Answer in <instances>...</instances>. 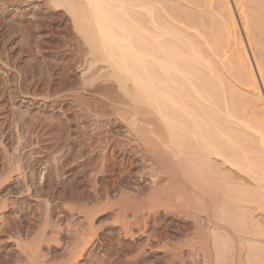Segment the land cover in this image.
I'll use <instances>...</instances> for the list:
<instances>
[{"label": "rangeland", "instance_id": "rangeland-1", "mask_svg": "<svg viewBox=\"0 0 264 264\" xmlns=\"http://www.w3.org/2000/svg\"><path fill=\"white\" fill-rule=\"evenodd\" d=\"M155 1L150 2L155 6L154 3L158 1L161 5L157 3L154 7L150 4L154 8H151L152 10L156 8L154 12L158 13L155 14L165 15L163 10L168 9L167 12L173 13L177 21L182 18L180 21L185 22L184 26H192L193 30L188 29L191 35L197 30L200 38L195 36V40L189 37L196 42L199 39L204 40L201 36L208 31L206 28H210V22L218 28L215 22L220 21L219 28H224L220 25L224 24L222 19L227 23L231 17L228 10L231 13L232 8L230 6V9H227L230 4L226 2V6L224 0ZM230 2L233 3L232 0ZM235 2H239L238 6L242 9L241 18L244 21L253 1ZM52 3L54 4L46 1L45 4V0H0V264H264V235L259 233L260 229L264 228V188L259 191L255 181L246 177L248 175L237 172L235 167L216 158L214 162L218 161L216 165L220 175L222 174V177L219 176L222 182L223 177L232 174L235 178L229 177L234 180V185L235 182H238L236 186L242 183L240 188L247 187L251 192L256 189L258 191L255 192L259 196L249 191L252 197L249 194L248 197L251 199L245 195V201H241L238 199V195L243 194L240 190L238 194L233 191L230 198L234 200H229V196H226L230 194L228 190H225L227 194L224 193L227 184H224L225 181L221 184L217 178L216 184L219 183V187L215 186L217 190L213 188L216 194L213 191L212 198H215L213 203L218 201V205L214 203L217 208L214 207L211 220L208 219L207 201L199 200L190 190L185 189L184 192L183 188L177 189L178 187H172L170 184H166L165 188L164 183V189L159 191L145 190L151 175L142 177V174L145 170L148 172L151 167L148 169L149 166L142 162V168L145 169L141 168V159L138 158L140 156L131 150L137 149L135 143H138V140L133 139L136 137L134 134H130V137L133 135L132 138L127 136V130L134 129L138 122L134 120L135 116L130 114V109L129 112L125 111V104L131 103L128 101L131 100L128 93L131 82H128V85L121 84L116 79L117 74L113 73L116 71L111 69H115V66L110 67L112 61H105L108 59L104 58L105 54L99 55L83 34L79 33L73 16L65 5L64 8L63 5H57V8L56 4ZM178 5L183 7L179 8ZM207 7L209 11L206 10ZM176 8H179V14L186 10L190 14L186 11V15L183 13L180 17ZM219 8H222V14ZM133 9L137 14L146 12L144 8L139 11L141 8L136 6H133ZM234 12L236 15V10ZM144 14L139 16H143L142 19L147 22L148 15ZM187 15H194L195 19L199 15L201 20L198 17L197 20L200 21V27H197L193 16L192 21H187V18H191ZM214 18L217 19L215 22ZM202 23H205V28L202 27L204 30L201 29ZM145 25L150 27L148 23ZM219 28L218 31L221 30ZM262 29L261 32H264V27ZM209 31L205 34L206 37ZM224 31L221 32L222 38L226 34V30ZM247 31L251 37V31ZM258 35L255 42L251 41V51L257 62H260L258 58L264 62V54L261 55L264 33ZM213 36L211 35V40ZM224 37L221 38V43L225 48L230 42L227 35ZM213 41L214 44H211L214 46L205 42L212 46L211 52L210 46L206 47L200 40L198 44L204 55L208 48L210 56L215 54L214 57H219L214 51L217 40ZM202 44L204 46H201ZM239 46L235 45L236 51L239 49L237 53H246V50ZM246 47L250 56V50ZM248 53L246 56L249 59ZM207 54L206 56L210 57ZM250 58L252 61V57ZM263 62L261 64H264ZM112 63L111 65H114ZM109 73L113 75H108ZM228 74L230 73L227 72L226 77L231 75ZM231 79L229 82L226 80L227 85H234L237 81L235 85L241 89L242 83L233 76ZM122 88L130 97L128 100L126 93L122 95ZM119 97L122 99L119 100ZM123 112L129 113V116ZM119 119L129 121L130 127H133L132 122L136 126L129 129L127 122L125 121V124ZM235 126L239 127L240 124L238 126L236 123ZM250 132L255 135L253 131ZM146 134L149 140L152 138L154 141L153 149L160 152L161 147L167 148V145L161 142H158L162 145L158 148L157 142L155 143L158 139L154 138L156 135ZM120 139L123 140L120 142ZM117 142L122 146L116 145L119 144ZM256 143L253 141V147ZM259 145L256 149H263ZM150 146L148 145L152 149ZM166 150H161L159 155L162 157V164H159L170 172L172 166L169 165L176 156L174 157V152L171 155L169 148ZM106 154V160L111 161H106L105 165ZM166 154L172 157L169 159L172 160L171 163L167 160L169 164L163 161L164 158H169L165 157ZM153 169L151 174L164 172ZM220 184L226 187L221 189ZM181 190L187 194L185 202H181L185 198ZM234 195H237L238 201ZM220 199L225 203H220ZM225 204L228 207L222 206ZM226 210L230 214H227L229 212ZM237 221L240 224H237ZM256 227L260 229L257 230Z\"/></svg>", "mask_w": 264, "mask_h": 264}, {"label": "bare ground", "instance_id": "bare-ground-1", "mask_svg": "<svg viewBox=\"0 0 264 264\" xmlns=\"http://www.w3.org/2000/svg\"><path fill=\"white\" fill-rule=\"evenodd\" d=\"M46 1L54 2L57 8L60 5L61 6L63 5V8H64V5H65V7L68 9V12L72 14L73 16L72 18L75 21L74 24H76L75 26L80 31L79 33L83 34L81 35L84 36L85 39L91 43L89 44L92 46L93 49L97 51V53H99V55L100 53L103 55L105 54L104 58H108L105 61L108 60L109 62L110 60L113 62V63L110 62V67L115 66V69L111 68L113 69V71H116V72H113L114 74L115 73L117 74V78L116 77L115 78L119 80L121 84H127L128 82H131L130 83L131 85H129V88H128V90L129 89L130 90L128 91L126 89L129 93V96L131 97V100L129 99L130 97L127 96V93L124 92L123 88L125 86L124 87L122 86L123 87L122 95L124 96L126 93V97H128L127 100L129 99L128 101L129 102L131 101L129 105H128V102L127 104H125L127 105L126 106L127 110L125 111L129 112V109H130V114L132 116H135L134 120L135 121L137 120L138 122H137V126L136 124H133V122L131 123L133 127L134 125L136 126L134 127V129L129 130V131L127 129L126 130L128 132V135H127L128 137H130V134H134L136 137H134L133 139L135 141L138 140V143L137 142L135 143V141L134 142L131 141L132 139L130 141L136 144L137 149L133 148L131 150H132V153H136L140 156L138 158L141 159L140 160L141 168H142V162H143L147 166H149L148 169L151 167L152 170H154L153 168H156V170L160 169L159 171L161 170L163 171L165 167L161 165L162 157L159 155L161 153V150L163 151L169 148L171 155H173L172 154L173 152L175 153L174 155V157L176 156L175 159L169 156V154H166L165 156L166 158H168L167 156H169L168 159H165V158H164L165 160L163 159V161L166 162L167 160L172 158L173 161L172 160L171 161L173 165L172 164L169 165V166H172L171 168L172 170L170 172H168L169 169L164 170V172L161 171L162 173L160 174L158 173L151 174V169H149L148 172H146V170L145 172H143L142 177L146 176L147 174L151 175V178L150 177L148 178V180L150 181H147L148 185H147V188L145 187L146 188L145 190L149 189V190H152V192L153 190L159 191L160 189H164L162 188L163 183L165 184V188H166V184L168 185L170 184L172 187L173 186L178 187L177 189H179V187L181 189L183 188L184 192H185V189L190 190L191 192L196 194L199 200L200 199L201 201L204 200L203 202L207 201L206 208L208 210L207 213L209 214L208 219L211 220L212 213L213 211H215V208H217L215 207L216 204L214 206V203L218 202V201L217 202L214 201L213 203V199H215V198H212L213 191H214L213 188H215V186L219 184L218 182L221 181L222 179L221 178L222 174L220 175V171L218 169V166L216 165L218 161L216 163L214 162L216 158H220L224 164L228 163L233 168L235 167L237 169V172L240 171L241 173L248 175L246 177H250L252 180L255 181L257 185V187L256 186L255 187L256 189L259 187V191L260 189L264 188V106H262L264 102L262 101L264 99L262 98L264 96V64H261L263 61L259 60V58H258V61L260 62H257L255 55H253L251 51V46H252L251 41L255 42L257 39V35L259 33L261 34L264 33L263 31L261 32V30H263L262 28L264 27V0H249V1H253V5L249 6L250 8L249 12L246 11V14L247 12L248 14L246 15V18H244V21L241 18L242 14L240 13L242 12V9L240 10L238 6L239 2L237 3L235 2V0H232L233 3L231 4L230 0L229 1L224 0L225 3L229 2L230 4L228 6V3H226V6H228V8L226 6L225 7L227 9H230L229 7L231 6L232 8L231 13H230V10H228V13L231 14L229 22L225 23L224 21L225 19L223 18L224 20L222 19V22H224V24L220 23V25L222 24L224 28H219L220 21L215 22V20L217 19L214 18L213 20L216 23L215 25H217L218 28L221 29L222 31L221 30L218 31L217 30L218 28H216L215 26H213V24H211L212 22H210L209 24L207 23V24L209 25L210 28L214 29V30L211 29L214 33H212L210 28L208 29L206 28V30L208 31L210 30L209 35L211 33L212 36L214 34L213 36L214 38L216 36L215 39L217 40V44H215L214 51H216V55H218L219 57H214L215 56L214 53H213L214 54L213 57L210 56L209 54V52H211L212 46H214L212 45L214 44L212 42H215L213 41L215 39L212 38L211 40V35H210V39L208 40L209 35L208 37H206L205 35L206 33L208 34V31L205 32V34H203L204 37L202 34H200V36L202 35L201 37L204 38V40L205 38H207V40H205L206 43H209V41L211 40L209 44L212 43L211 44L212 46H210L209 44L207 45L205 42H203L204 40L199 39L200 37L197 35L198 33L196 32L197 30L195 31V33L192 32V35H194L192 37L191 31H188V29H190L192 26L191 27L184 26L185 25L183 24L184 21L182 22L180 21L182 18L177 21V17L175 18L172 15L173 13L170 14L169 12H167L168 9L167 11L164 9L165 10L164 11L162 8L164 14L166 13L165 15L161 16V14H159L160 15L159 16L155 14L158 12H154L156 8L155 10H152L154 9L152 8L154 5L151 4L150 2L151 0H45V4H46ZM157 3L158 5H160L158 1ZM157 3H154L155 6L157 5ZM150 4L153 6L151 7ZM161 4H164V3H161ZM48 6L49 5H47V7ZM133 6L141 8L140 10L138 9L139 11H141L142 8L146 9V12L142 11V13L143 14L146 13V15H148V17H146V20L148 19L149 20L145 22V20L142 19L143 16L142 18H140L139 15H141L142 13L138 12L141 14H137V12L134 11ZM182 7L179 6V8H182ZM233 7H234V10H236V15L233 10ZM179 8H176L178 9L177 14L179 16L180 15L182 16L183 13L184 14L186 13L187 10L179 14L180 12ZM242 8H245V7H242ZM158 10L160 9L158 8ZM206 10L209 11L208 7ZM219 10H220L219 12L222 14L221 12L222 8H219ZM171 11H172V8H171ZM188 12L189 11H187V14H190ZM190 16L191 18H187V21H192V16L194 17V15H189V16L187 15V17H190ZM197 17L199 19L201 17V14H200V17L199 15ZM197 17L196 19L195 17L193 19H195L198 22V23L195 22L198 25L200 21L197 20ZM205 19H208V18H205ZM199 20H201V18ZM143 22H145L146 24L147 23L150 24V27L146 26L145 23L143 24ZM204 24L202 23L201 29L202 27L205 26ZM210 24L213 27H211ZM208 25L206 26L208 27ZM197 27H200V26L198 25ZM214 27L216 28V31ZM223 29L226 30L225 35L228 36V40L230 42V44L227 43L229 45L226 46L225 42L227 41L226 40L224 41L225 43L224 45L226 46L225 48L222 46V43H221L223 42L221 40L222 38L221 32L224 31ZM247 29L251 31V34H252L251 37L249 36ZM191 30L193 29L191 28ZM224 33L225 31L222 34ZM195 36H198L199 37L198 39L200 40V42H203V44L207 45V46L205 45L206 47L210 46L209 52L207 50L208 48H206L205 55H204V51L200 48L198 44L199 40L197 42L195 41L197 40V37ZM224 36L223 38H225ZM189 37H191L192 39L195 38V40H192ZM218 42H220V44H218ZM203 44L201 46H204ZM236 44H239L241 46V49L242 48L245 49L246 53H248V50L246 47L248 46V49L250 50V56L248 53L249 59L246 56L247 55L246 53L244 52L243 54L237 53L239 49L236 51V47H235ZM258 47H259L258 49L260 50L261 48L260 44L258 45ZM206 51L208 54L206 53ZM261 51L263 52V53L261 52V55L263 56L264 48H262ZM206 54L209 55L210 57H207ZM96 55L98 56V54ZM250 57H252V61ZM99 58L100 57H98V59ZM260 59H261V56H260ZM111 63L114 65H111ZM227 72L231 74V75L228 74L230 75L229 76L230 79H231V76H233L236 80H239L242 83L241 84L239 82L244 88L241 87V89H239V87L236 86L237 81H235L236 85L235 84L233 85V83L230 81L232 85H230L229 83L230 86H228L227 82H229L230 79H227L229 78L228 76L226 77ZM111 74L109 73L108 75H111ZM226 80L228 81L226 82ZM119 81H118V85H119ZM120 97H119V100L122 99ZM122 108L123 107H121V109ZM124 114H128L129 116V113H124ZM124 120L126 121V119ZM125 121H122V122L125 123ZM130 121H133V120H130ZM128 122L127 124L126 123L125 124L128 125ZM236 123H238V126L240 124V126L239 127L235 126ZM148 125L149 126L151 125L153 128L148 127ZM133 127H130L128 125L129 129ZM250 131H253L255 135H252ZM146 133H150V134L152 133V135L153 134L156 135V137L154 138H156V140L158 139L157 141H155V143L157 142L158 148L162 146V145H159L158 142L159 143L161 142V144H166L167 148L164 145L165 147H161L160 152L157 151L156 149H153V147H155L153 146L154 141L151 140L152 138L149 140L148 139L149 137H146L147 136ZM131 136L133 137V135ZM130 138H127V139H130ZM122 140L120 139L119 141L121 142ZM253 141L258 143V144L256 143L257 147L256 146L253 147L254 146ZM124 143H125V140L123 141V144ZM116 145H119L120 147L122 146V144L120 145V143ZM127 145L130 146L129 144ZM148 145H151L150 147L153 146L152 149L149 148ZM258 145L260 146V148H263V149H260V150L256 149L258 148ZM133 147L135 146L133 145ZM116 148H119V147H116ZM112 152L114 153V151ZM129 152L130 150L128 151V153ZM123 155L124 154H122V156ZM103 156L104 155L102 154V157ZM107 156L108 155L106 154L105 161H104L105 165H106V161H111L108 159L106 160ZM130 159L132 160L133 157ZM126 161H127V158H126ZM169 161H167L168 164H169ZM112 162H114V160ZM165 162L163 165H165ZM145 164L143 166H145ZM126 165H129V164L126 163ZM142 169H145V168L143 167ZM139 170L141 169L139 168ZM223 175L225 174L223 173ZM229 176L226 175V177H223L224 179L223 182L225 181L224 184L225 183L227 184L226 185L227 188H225L226 186L223 187L221 185L223 184V182L221 181V184H220L221 189L225 188L224 191L228 190V193H230L226 195V196H229L228 199L230 198L231 194L233 195L232 193L233 191L237 193L238 191L241 190L243 194H239L240 196L238 195V199L239 200L241 199V201H245L243 196L246 195L248 197V194L250 195L249 193L250 190L248 191V189H246L247 187L240 188L242 186L241 185L242 183H240V186H236L237 185L236 183L238 182H235V185H234V183L232 182L234 180L230 179L232 174L230 177ZM242 176H243L242 178H244V175ZM138 177H141V176H138ZM217 178H219L218 179L219 181L217 182L218 184H216ZM234 178L235 177H233L232 179ZM205 182H207V184ZM239 182L241 181L239 180ZM172 184H175V185H172ZM207 185L209 186L207 187ZM167 188H169V186ZM256 189L255 191H258ZM226 191L224 192L225 194H227ZM255 191L253 190L252 191L253 193L251 191L250 192L252 194L254 193L256 194ZM184 192L182 191L183 195L186 194ZM258 194H260V192ZM183 195L181 198H183ZM186 195L184 196L185 198L183 200L180 198L182 200L181 202L187 201ZM234 196H231V197L232 198L234 197L237 200V195H234ZM256 196H259V195L256 194ZM248 199H251V198L248 197ZM222 200L220 199L221 201L220 203H222ZM229 200L228 202H230ZM231 200L233 201L234 199H231ZM181 202L179 201V204ZM184 205H186V203ZM226 205L227 204L222 205V206H226ZM244 205L246 206V204ZM220 207L219 209H221ZM226 211L229 212L228 210ZM221 213L223 214L224 212H221ZM227 214H230V212ZM242 217H243V214H242ZM242 217H240V219ZM227 218H230V217L227 216ZM230 219H232V216ZM237 220H239V218ZM229 222H231V220ZM213 223L215 224L214 220H213ZM237 224H240V223L238 222ZM254 226L255 225H253V227ZM220 228L222 229V227ZM260 228L256 227L257 230ZM239 230L241 229L239 228ZM260 230L261 231L260 232L258 231V232L264 235V228L263 230L262 229ZM216 246L218 247V245H215V247ZM224 246H222V248Z\"/></svg>", "mask_w": 264, "mask_h": 264}]
</instances>
